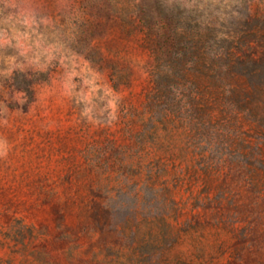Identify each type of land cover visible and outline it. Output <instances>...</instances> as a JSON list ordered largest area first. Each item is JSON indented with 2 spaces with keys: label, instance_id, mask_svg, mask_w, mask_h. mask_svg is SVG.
<instances>
[{
  "label": "rangeland",
  "instance_id": "374dc122",
  "mask_svg": "<svg viewBox=\"0 0 264 264\" xmlns=\"http://www.w3.org/2000/svg\"><path fill=\"white\" fill-rule=\"evenodd\" d=\"M183 10L224 37L264 21V0H0V264H264V169L237 155L264 120L205 133L210 174L180 132L140 135Z\"/></svg>",
  "mask_w": 264,
  "mask_h": 264
},
{
  "label": "trees",
  "instance_id": "16d2710c",
  "mask_svg": "<svg viewBox=\"0 0 264 264\" xmlns=\"http://www.w3.org/2000/svg\"><path fill=\"white\" fill-rule=\"evenodd\" d=\"M188 12H182L185 22L180 16L181 22L172 20L175 16L170 14L171 25L167 23L160 39L151 38L153 62L140 135L159 130L180 132L182 150L199 156V165L210 174L218 170L220 160L207 159L201 146L211 140L204 134L214 130L212 135L219 136V129L226 127L224 118L232 114H240L248 122L264 120V58L251 50V41L264 47V21L246 23L243 29L224 37L221 26L189 19ZM148 35L151 37L149 31ZM237 155L245 158L254 174L261 175L264 147H242Z\"/></svg>",
  "mask_w": 264,
  "mask_h": 264
},
{
  "label": "clouds",
  "instance_id": "9594fccd",
  "mask_svg": "<svg viewBox=\"0 0 264 264\" xmlns=\"http://www.w3.org/2000/svg\"><path fill=\"white\" fill-rule=\"evenodd\" d=\"M4 142L0 141V145H2ZM6 155V151H0V157H4Z\"/></svg>",
  "mask_w": 264,
  "mask_h": 264
}]
</instances>
